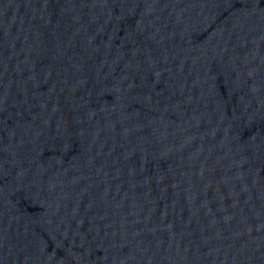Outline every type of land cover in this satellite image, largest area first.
<instances>
[{
  "label": "water",
  "instance_id": "water-1",
  "mask_svg": "<svg viewBox=\"0 0 264 264\" xmlns=\"http://www.w3.org/2000/svg\"><path fill=\"white\" fill-rule=\"evenodd\" d=\"M0 264H264V0H0Z\"/></svg>",
  "mask_w": 264,
  "mask_h": 264
}]
</instances>
